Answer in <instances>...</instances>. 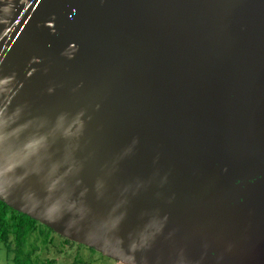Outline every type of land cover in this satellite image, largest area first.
Returning a JSON list of instances; mask_svg holds the SVG:
<instances>
[{"label":"water","instance_id":"1","mask_svg":"<svg viewBox=\"0 0 264 264\" xmlns=\"http://www.w3.org/2000/svg\"><path fill=\"white\" fill-rule=\"evenodd\" d=\"M0 201L122 264H264V0H0Z\"/></svg>","mask_w":264,"mask_h":264},{"label":"rangeland","instance_id":"2","mask_svg":"<svg viewBox=\"0 0 264 264\" xmlns=\"http://www.w3.org/2000/svg\"><path fill=\"white\" fill-rule=\"evenodd\" d=\"M39 222L25 236L22 253L28 264H122L94 249L74 241H65ZM13 235L0 242V264H12Z\"/></svg>","mask_w":264,"mask_h":264},{"label":"trees","instance_id":"3","mask_svg":"<svg viewBox=\"0 0 264 264\" xmlns=\"http://www.w3.org/2000/svg\"><path fill=\"white\" fill-rule=\"evenodd\" d=\"M37 223L32 217L15 211L0 201V242H4L9 234L13 235L12 264H28L21 257L23 256L22 246L25 236Z\"/></svg>","mask_w":264,"mask_h":264}]
</instances>
